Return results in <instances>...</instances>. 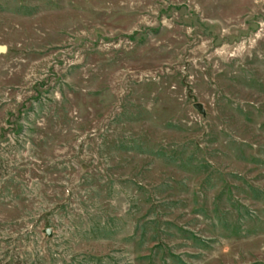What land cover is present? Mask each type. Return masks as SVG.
I'll use <instances>...</instances> for the list:
<instances>
[{"label":"rangeland","instance_id":"obj_1","mask_svg":"<svg viewBox=\"0 0 264 264\" xmlns=\"http://www.w3.org/2000/svg\"><path fill=\"white\" fill-rule=\"evenodd\" d=\"M0 46V264H264V0H0Z\"/></svg>","mask_w":264,"mask_h":264},{"label":"water","instance_id":"obj_2","mask_svg":"<svg viewBox=\"0 0 264 264\" xmlns=\"http://www.w3.org/2000/svg\"><path fill=\"white\" fill-rule=\"evenodd\" d=\"M5 52V47L4 46H0V53H4ZM194 108L200 113V114H203L204 111L203 109L201 108L200 104H195L194 105ZM49 232L46 231V235H48Z\"/></svg>","mask_w":264,"mask_h":264}]
</instances>
